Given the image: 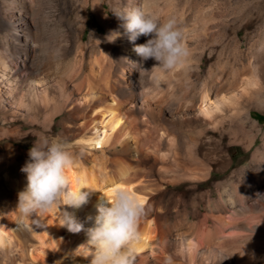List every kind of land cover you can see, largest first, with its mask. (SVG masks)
<instances>
[{"label": "bare ground", "instance_id": "1", "mask_svg": "<svg viewBox=\"0 0 264 264\" xmlns=\"http://www.w3.org/2000/svg\"><path fill=\"white\" fill-rule=\"evenodd\" d=\"M132 1L126 6L142 2ZM151 4L152 0L149 8ZM94 7L92 34H101V25L106 33L111 29L108 15L113 6L97 0ZM46 8L45 0H0V106L5 104L27 115L46 112L50 128L60 118L63 134L84 135L75 147L69 148L74 164L67 175L72 190L84 187L95 192L86 205L68 210L85 228L91 227L93 221L88 217L97 214L102 194L111 197L116 188H122L145 206L146 214L138 224L140 240L133 244L135 264H257L254 255L264 251V171L240 177L243 159L237 160L234 151L241 147L238 153L249 155L260 140L250 164L258 157L264 159V132L256 131L240 107L243 95L259 86L258 78H230L222 73L212 86L201 88L196 99H191L188 90L194 68L192 56L188 54L173 70L139 76V64L151 70L156 62H141L126 47L114 53L106 51L102 62L91 66L88 74L80 58L74 75L67 76L58 63L69 52L70 40L67 33L53 26ZM152 12L162 21L167 19L159 11ZM89 18L81 22V41L89 28ZM121 28L126 43L129 40ZM142 38L146 42L150 37L140 36L135 44H142ZM82 92L77 103L74 97ZM125 94L131 98L128 103L141 102L140 108H128L126 100L121 99ZM162 108L182 124L194 120L216 127L227 117L235 118L228 135L211 150L213 168L209 173L203 172L198 166L204 165L203 161L181 140L153 142L141 158H132L136 156L132 150L136 154L142 147L136 143L138 127L146 124L144 119L162 123ZM77 120L82 122L77 125ZM157 125V129L163 128ZM76 148L93 151L91 160L79 155ZM5 153L0 155V169L14 154L11 149ZM86 162L92 165L88 167ZM173 166L185 169L184 175L172 174ZM3 172L12 199H6L7 195L0 198V248L10 245L15 236L29 258V249L34 245L43 253L50 249L59 253L62 237L71 235L60 227L62 206L22 217L17 209L18 193L24 190L26 178ZM224 194L228 197L224 198ZM81 235L86 242L83 231ZM76 250L83 258L89 255L84 245ZM19 258L13 255L12 263Z\"/></svg>", "mask_w": 264, "mask_h": 264}, {"label": "rangeland", "instance_id": "2", "mask_svg": "<svg viewBox=\"0 0 264 264\" xmlns=\"http://www.w3.org/2000/svg\"><path fill=\"white\" fill-rule=\"evenodd\" d=\"M128 1L130 0H105L108 6H113V11L109 15L106 13L111 29L105 33L101 25L99 27L101 34L93 35L91 30L94 27L92 24L94 22V3L97 0H45L46 12H48L53 26L60 33L61 31L67 33L70 40L69 52L58 63L60 71L67 76L74 75L80 58H83L84 72L88 74L91 66H98L99 62H102L106 51L110 50L111 53H114L121 47L133 51L131 42L124 43V37H121L120 33L122 30L121 20L113 13L125 8ZM132 2L137 3L138 0ZM152 9L164 14L167 19L174 18L177 26L186 36L185 43L188 53L194 59V68L190 71L191 85L188 90L191 99H196L201 88L212 86L222 73L230 75V78L247 79L251 76L258 78L259 86L251 93L243 95L240 99V103H242L240 107L242 114L249 115L248 119L250 123L255 124L256 131L264 132V0H152L150 10L152 11ZM87 16L90 17L89 28L83 34L84 39L81 41L80 25L84 17ZM115 33L120 35L110 42L109 40L114 39ZM102 34H104L103 37H101ZM142 41L145 43V39L142 38ZM145 62L149 65L155 63L153 59ZM83 94L84 92L76 94L74 98L77 103H80ZM121 99L126 100L127 103L131 101L129 94L123 95ZM147 102L152 103L153 101L147 99ZM2 106H0V155H5L9 149L13 150L14 154L10 159L6 158L7 163H3L0 169V198H5L4 195H7L6 199L11 200L12 191L6 184L3 171L10 177H19L20 175L26 178V174L22 173L20 169L29 159L28 151L36 140L57 139L66 143L70 148L71 146L75 147L77 141L84 135L63 134L60 118L50 128L46 112L27 115V113L21 110L17 111L5 104V107ZM140 106L141 102L139 101L127 105L131 109H137ZM162 110V123L155 120L149 121L150 119L147 118L148 120L144 119L146 124L138 127L139 141L136 143L142 147L136 154L132 150V155H136L132 158H141V154L145 153L153 142L169 139L181 140L197 153L200 161H203L204 165L197 163L199 167L203 168V172L209 173L213 168V163L210 160L211 150H214L215 146L217 148L221 139L228 135L235 118L232 120L227 117L216 127L205 126L194 120H185L182 124L176 122L164 108ZM257 116H262V119ZM76 122L79 125L82 120ZM157 123L163 128L157 129ZM161 133L163 134L161 135ZM133 144L134 142H132V147ZM260 144L261 141L258 140L249 155H247L248 153L243 154L244 152L239 154L238 152L242 151L241 147L235 149L237 160L243 159L240 177L259 175L260 170L264 171L263 158L258 157L250 164L251 154ZM76 150L79 151V155L89 160L94 154L93 151L89 152L79 148ZM85 165L89 167L92 164L86 162ZM179 167L173 166L172 174L184 175L185 169ZM215 176L218 177V174ZM223 197L227 198L228 195L224 194ZM2 203L1 200L0 207H2ZM261 225L264 227L263 223ZM85 243L81 232L71 233L70 237L64 235L60 241L59 253L51 249L43 253L38 245H34L29 249L31 259L27 252L25 253L20 240L12 236L10 245L0 248V264H13L11 261L13 255L21 257L16 264H89V259L80 256L76 250ZM190 245L193 247V242ZM254 260L257 264H264V251L258 250L254 255Z\"/></svg>", "mask_w": 264, "mask_h": 264}, {"label": "clouds", "instance_id": "3", "mask_svg": "<svg viewBox=\"0 0 264 264\" xmlns=\"http://www.w3.org/2000/svg\"><path fill=\"white\" fill-rule=\"evenodd\" d=\"M151 0H142L139 6H126L113 12L123 21L124 34L133 44V51L141 62L153 59L156 63L151 70L144 69L142 63L139 76L161 73L180 66L188 56L186 36L177 26L174 18L162 21L149 8ZM120 34L115 33L114 41ZM150 37L143 44H135L140 37ZM136 64V63H135ZM29 159L20 171L26 174V186L18 193L17 209L22 217L35 213H46L60 205V227L69 233L84 232V244L89 255V264H135L133 244L140 240L138 224L146 214L145 206L134 194L116 188L111 197L102 194L101 203L96 205L91 227L77 219L74 212L86 205L95 190L79 187L72 190L67 170L74 164L68 145L57 139L36 140L28 151Z\"/></svg>", "mask_w": 264, "mask_h": 264}, {"label": "trees", "instance_id": "4", "mask_svg": "<svg viewBox=\"0 0 264 264\" xmlns=\"http://www.w3.org/2000/svg\"><path fill=\"white\" fill-rule=\"evenodd\" d=\"M257 117H258L259 119H262V118H261L262 116H257Z\"/></svg>", "mask_w": 264, "mask_h": 264}]
</instances>
